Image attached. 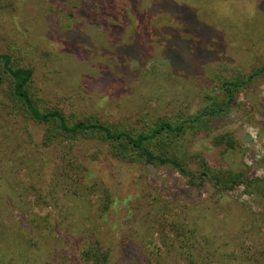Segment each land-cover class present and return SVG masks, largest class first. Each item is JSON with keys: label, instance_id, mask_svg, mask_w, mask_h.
<instances>
[{"label": "rangeland", "instance_id": "rangeland-1", "mask_svg": "<svg viewBox=\"0 0 264 264\" xmlns=\"http://www.w3.org/2000/svg\"><path fill=\"white\" fill-rule=\"evenodd\" d=\"M0 54L33 70L42 111L137 132L223 106L224 80L264 64V0H0ZM9 92L0 76V240L22 264H80L98 241L112 264H149L156 246L185 264L176 219L197 228L202 264H264V75L209 130L181 136L196 185L171 165L120 159L97 134L46 143L48 126ZM203 160L245 164V183L261 186L218 190L201 182Z\"/></svg>", "mask_w": 264, "mask_h": 264}, {"label": "trees", "instance_id": "trees-1", "mask_svg": "<svg viewBox=\"0 0 264 264\" xmlns=\"http://www.w3.org/2000/svg\"><path fill=\"white\" fill-rule=\"evenodd\" d=\"M33 70L29 67L14 66L12 58L8 54H0V76H5L9 82L10 98L27 112L30 117L48 126L45 134V142L59 135L77 136L78 134H97L102 139L112 142L115 145V155L125 158L133 152L146 163L160 165H171L179 172L190 179L192 185H196L198 176L193 173L184 163V155L187 153L186 147L180 143L181 136L188 131L201 129L209 130L210 118L222 114L229 108L235 98V93L252 82L256 77L264 75V64L253 71L247 77H236L225 79L222 89L224 91L223 106L200 110L196 114H188L174 120H161L156 123H147L137 132L112 129L108 125L98 121L76 120L69 122L64 114L57 110L42 111L35 103L31 93L30 85L33 79ZM55 132V136L52 133ZM226 142V136L221 137L218 143ZM202 172L199 178L202 181L211 180L218 190H233L245 183L246 165L242 164L238 169H213L203 160L201 162ZM259 179L249 180L247 186L254 189L261 186ZM262 191L264 192V186ZM1 192V188H0ZM176 240L184 256L185 264H202L199 260L197 250L202 249L196 245L197 228L194 225L184 224L178 219L172 224ZM3 235L0 234V238ZM4 240H0V264H22L16 256L12 255L8 246L4 245ZM149 264L164 263L165 255L157 248H147ZM209 252V251H207ZM211 252V251H210ZM80 264H112L111 248H107L96 242L82 248L79 255Z\"/></svg>", "mask_w": 264, "mask_h": 264}]
</instances>
